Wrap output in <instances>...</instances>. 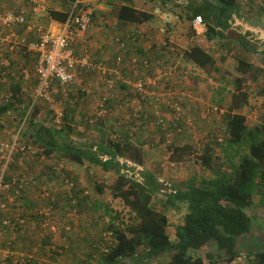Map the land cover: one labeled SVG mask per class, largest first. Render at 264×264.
<instances>
[{
    "label": "trees",
    "instance_id": "1",
    "mask_svg": "<svg viewBox=\"0 0 264 264\" xmlns=\"http://www.w3.org/2000/svg\"><path fill=\"white\" fill-rule=\"evenodd\" d=\"M154 1H158V5L162 8H170L175 11L180 18L184 16L191 21L195 16H201L206 25L205 35L210 40L215 39L221 43L225 39L234 40L232 34H236V32L232 30L231 24L235 17H240L239 0H201L195 4L196 1L191 0L186 4L174 2L171 5H166V0ZM122 2L123 4L116 11L118 22L140 24L153 18L152 14L136 9L131 0H122ZM180 9L182 14L178 12ZM50 15L62 22L68 17V12L51 11ZM153 29L156 30L157 28L154 27ZM192 31L194 32L193 29ZM243 36L244 34L240 32L238 36L234 37L239 39V42L243 43L248 51L255 52L252 45L242 40L245 39ZM145 53L149 56H157L156 45L153 43ZM261 54L259 61L262 69H264V50H261ZM185 59L200 68H205L209 63H213L212 57L198 45H191L188 48L183 60ZM219 60L225 69V74L233 79L232 83L236 90L229 110L222 114L228 133L225 143L219 146V151L223 156L222 162L217 167L212 166L214 167V175L209 178L202 177L199 180L192 178L179 185L171 184L172 189L168 188L166 182H159L151 171L140 172L142 179L138 180L134 173L130 174L131 170L135 172V166L127 167L125 161H118V157L125 158L139 167L144 163L141 146L130 140L124 131L116 132V141L107 138L105 145H103L104 139L100 143L95 142L93 146H96V149L92 150L69 145L65 141L58 142L55 134L61 133L63 126L54 130L51 126L40 122L35 117L39 106H36L27 117L22 129H20L19 138L24 141L29 140L35 149L41 150L38 156L59 151L60 156L73 162L82 164L87 160L89 164L99 166L106 172H112L113 176H110L113 182V197L120 198L124 205L134 212L133 218L138 220L136 224L132 222L119 224L114 221V216L108 225H103L101 221L103 217L100 221L90 220L89 224L92 227L98 228V225L102 223L101 232H112L114 240L109 246L108 252L102 254L98 249L104 238L101 234L99 243L95 245L98 251L92 255V262L90 261L91 258H88L87 263L82 264H121L123 261L127 264H151L150 259L167 253L171 254L168 264H228L240 255V241L249 237L252 238L253 220L254 218L257 221L260 219L254 212L255 207L253 208L255 195L258 194L259 201L264 205V124L251 126L250 120L238 110L248 103L249 95L247 85L244 84V77L253 69V64L244 57L228 52L221 54ZM4 68L1 70L4 71ZM12 92L14 94L13 99L24 102L20 100L22 96H16L17 93L21 92L19 89ZM12 104L13 101L5 103L2 108L3 111L13 108ZM67 114V112L64 113V120L67 118ZM217 115L222 116L218 113ZM177 123L178 126L184 127L183 122ZM207 139L210 140V143L205 142L199 154L203 166L209 168L211 161L214 160L213 156L216 154L212 145L219 142L216 137L210 134L205 138V141ZM203 142L204 140L201 143ZM176 151L177 148L174 149L173 153ZM104 155H108L109 158L103 159ZM17 160L18 154H15L14 161L8 166L9 173L20 170ZM37 161L38 158H35L27 162L28 168L22 170V174L26 176L36 174L38 170L34 166H36ZM1 162L0 156V165ZM125 168L129 172H124ZM49 170L51 172L46 173L48 175H37L39 180L38 188L35 191L45 187L43 181L50 176H56L59 182L63 179H69L74 184L70 192L78 202L73 191V187L78 185L77 181L69 177L66 170L63 173L61 169L62 176L53 168H49ZM96 187L99 192L102 191L100 186ZM167 188L168 192L165 190ZM29 192L32 191L27 189L22 191L21 202L22 204L24 202V205L30 204L27 201ZM61 193L64 194L66 204L71 211L73 207L68 203L70 199L66 186ZM157 193H160L162 199L159 202L161 204L159 211L155 209L154 204H151L152 198H155ZM59 196L60 194L57 193L50 202L40 199V203L44 205L51 203L53 208H56ZM49 199H51L50 196ZM81 203L78 202L75 208L79 209ZM94 205L99 207L97 204ZM21 208L23 209V207ZM171 210L183 213L182 223L175 227L174 239H171L167 232L169 226L167 212ZM63 215L65 214L63 213ZM33 218H37L39 226L42 217L34 216ZM60 218L65 219L66 223L68 222L67 217ZM69 219L67 224L71 226V218ZM260 224L257 223L259 226L254 228L262 227ZM66 227L64 225L61 228L64 234L59 232L60 241L69 229ZM97 240L98 238H96V242ZM49 241L50 239L47 242ZM50 243L57 247L53 251L49 250L50 253L63 249L62 244L53 241L52 238ZM93 243L95 244V242ZM251 243L247 245L253 248L255 245L253 240ZM245 252H248L247 257L250 264H264V248L258 250H251L250 248L249 251L246 250Z\"/></svg>",
    "mask_w": 264,
    "mask_h": 264
},
{
    "label": "rangeland",
    "instance_id": "2",
    "mask_svg": "<svg viewBox=\"0 0 264 264\" xmlns=\"http://www.w3.org/2000/svg\"><path fill=\"white\" fill-rule=\"evenodd\" d=\"M24 1L25 0H0V13L5 10H16L25 4ZM138 1L146 4L147 8H151L154 5L153 3L158 4V1L154 0ZM187 1L191 2V0ZM261 1L264 8V0ZM248 2L249 0H247V2L245 0H239V8H243L240 14L241 18L236 17L237 19H235L231 24V27L233 28L231 29L236 32V34H232L235 37L238 36L240 32L242 33V31L245 32L243 33L244 36L248 37L250 35V33L248 32V29L250 27H248V25L252 23H256L257 27H260L264 31V9L261 5H259V3L254 4L253 0V2L251 3L253 6L250 8V10H248V7H250L249 5H247ZM119 3H122V0L92 1V6L95 8V10L93 11L92 15L90 32L98 34V37H103L104 32L101 31V27L103 26V28H105L106 25L109 26L107 27V37L109 38V41L106 46V50L110 51L111 53H117L120 51L119 46L115 41L116 36H123L126 35V33L132 34L133 32L137 31V33L140 35V37H138L141 39H139L141 41L140 44L142 45V40H144L146 35V33H142L140 29L130 28L129 24H123L117 21L116 9L118 8ZM98 5H101L102 7H104V9H99V11L96 7ZM178 12L180 14L181 9L178 10ZM245 14H247V16ZM254 14H258V16L254 17ZM180 19L181 20L179 22H176L169 28V34L171 35L170 38L172 39V41H176L175 44L178 46V48L183 50V58H185V52L187 48H189L191 45H199L213 59V63H209V65L205 68H200L190 61H186V59L182 61L183 65L187 67L191 72V82L186 88L191 86L189 90L192 91V96L190 97V100H187V103L184 105V111L186 114H189L193 117V126L190 127L184 125V127H182V130L179 132H174L173 129H169L171 134L169 137H164L163 135H161L160 129L154 126L142 128L141 125L138 127V129H136V131H138V135L133 132V136H142L140 132L141 130L150 133L152 140L147 144L148 149L150 148L147 155L148 165L150 166L153 174L155 176L157 175L158 178L159 176L165 175L164 179H161L160 182H166V185L170 189H172V186H170L171 184L179 185L182 184V182H187L192 178H197V180L202 177L209 178L210 176L214 175V167H217L218 164L222 162L223 156L219 151V146L223 145L228 138V133L225 128V121L223 115L219 116L212 112L207 113L206 106H218L224 110V113H226L229 110L234 95L236 94L235 87L232 83L233 79L225 74V69L222 66L221 61L219 60L221 54H223L224 52H228L236 56L245 58L246 54H249L250 52L243 46V43L239 42L240 40L236 39L234 36H232L234 40L230 41L229 39H225L222 43L218 42L215 39L210 40L206 37L205 32L204 34L196 35L195 32H193L191 29L190 20H187L186 17L183 16ZM22 31L23 30L21 28L18 29V32ZM256 32L258 31L256 29H253L251 33L252 35L248 37V40H254V38L256 37V35L254 34ZM242 40L246 41L247 39L245 38ZM256 42L257 44L261 43L260 45L264 47V38H262L260 41L255 40V43ZM246 43L248 42L246 41ZM86 48L89 52L92 53V56L95 59L96 56L100 57L99 54L101 53V51L99 48H97L96 51L88 42L86 43ZM140 50L141 51L139 52L141 54L145 53L142 48ZM14 52L15 50L9 51V47H3L1 50L2 56H0V60L4 59L8 63L10 62V64H7L6 61L2 64L0 63V68L5 67L4 70L6 71V74L3 75L1 73L3 70L0 69V141L7 142H9L15 136V129L20 124L21 119L25 121L27 118L24 117L23 113L19 111V108L15 106V104H17L18 102H22L17 101L16 99L12 100L13 108L3 111L2 108L5 103L1 101L2 96L7 92L15 91V89L20 90L24 86V89L22 90L23 95L20 100L28 101L31 97L34 85L36 83V74L33 70L32 61H30V58L25 59L24 56L27 55H25L26 53L21 52V50H18V52L23 57H16L17 53L14 54ZM251 53L254 55L253 67L256 65L259 71H256V75L248 74L246 76L244 84L247 85V91L249 95L248 103L244 105L243 108L239 109L238 112L244 114L250 120L252 124L251 126H253L256 124H264V69H262L260 64L261 62L259 61L261 52H259V54H254L253 52ZM18 58L19 62H15L16 60H18ZM22 59L24 62H22ZM24 69L27 70V73L29 72V76L26 79L23 78ZM194 82H196V86L193 85ZM122 85L126 86L124 90L127 92V98H130L132 96L130 87H128L126 84ZM121 86H118L117 88L119 89L117 90H120ZM96 87H98L101 92L108 93L105 90L104 83L99 76H97L93 72H83L77 75V80L70 86V94L68 97H63L62 95H60V93L56 95L59 104L61 103V106L65 108L64 113H68L67 118L60 126V128H62L63 126V130L60 131L61 133L55 134V138L58 142L61 143L65 141V143L69 145H74L76 147H86L95 150L96 146H93L95 142L100 143L101 141L105 140L106 143L107 138L109 139V137L112 136V133H114V130L116 129L113 128L115 127L114 125L113 127H110L108 125L109 121H107L110 117H113V115H110L112 111L108 113L107 110L105 115L94 121L93 124L88 123V118L92 116L96 108L99 107V103L101 100V95H99L100 98L96 96V99L91 96V94L93 93L92 91L96 90ZM83 88L89 89V94H86L85 92L83 93ZM116 92L117 91L115 89L114 91H111L110 94L114 97V94ZM87 99L90 100L89 103L93 102V111H91L90 114L88 112L75 117L76 113H78V108L83 107V110H86L85 101H87ZM118 105L124 106L125 104L118 103ZM37 106H39V108L37 110L38 112H36L35 114V117L40 122L51 126L54 130L60 129L56 127V124L54 123L52 111L48 108L49 106L45 104H39ZM198 106H202V109L199 113V110L196 109V107ZM105 109L107 108L105 107ZM117 109L120 110L119 107ZM113 112L116 113L115 111ZM164 112L165 113H163L162 116L164 120L168 122L172 117V114L168 110H164ZM25 113L29 114V111L26 110ZM118 118L122 117L118 115ZM127 126L128 125L126 124V128ZM121 130L123 129L120 127L118 131ZM101 131H104V135H102L103 138H101L100 136ZM209 134L213 135L217 139L220 137L221 140H218L219 143H215L214 145H212L216 154L213 156L214 160H212L210 163L211 167L208 168L207 166L206 168L202 164L199 152H201V149L205 145V142L207 143L210 141L209 139L205 141V138H207ZM203 140L204 142L201 143ZM26 142H29L30 144L29 140H26ZM175 148H177V151L173 153ZM35 150L38 161L34 168H37L38 171L36 172V174L38 176L48 175L49 172H51L49 168H61L63 170V173L66 170L68 172V176L76 180L78 183L73 191L76 194V198L82 200V204L79 209L75 210V212H73V210L65 211L64 209H62V205H64L65 203L63 204L62 202H59V207L57 206L56 208H54L55 217L60 218L62 217V213L65 214V212H67L66 215H70L69 218H74L75 220H77V224L75 223V228L66 224V226H69V229L66 231L64 237L60 241V244H62L61 246L64 250H68L70 247H74L72 246V244H74V241L72 239V232H76L80 228L81 225L78 223V221L79 219H83V215H85V218H88V221H100L101 217H103V220H101L103 225H108L109 222H111V218L114 216V221L119 224L126 222H132L136 224L138 222V220H135V218H133L134 212L131 211L127 206H125L120 198L113 197V182L111 180V176H113L112 172H106L99 166L89 164L87 160H85V162L82 164L73 162L65 157L60 156L59 151H55L54 153L48 155L42 154L41 156H38V153L39 151L41 153V150ZM121 159L122 158L119 157V160ZM22 167L27 169L28 166L26 164V166L22 165ZM143 171H145V169L141 167L140 169H135V172L133 170H131L130 172L131 174L134 173V176L138 177L139 180H141L142 177L140 172ZM45 180L43 181L44 186L46 187V189L51 190V193L54 197H56V194L59 193L60 196L58 198H64V194L61 192L65 190V179L59 182L56 176H50L49 178H45ZM96 186H100L102 188V191L99 192ZM168 188L165 189L167 192ZM32 192L34 194H37V191L35 190H32ZM159 194L157 193L156 197H153L151 201V204H154L156 207L155 209L158 211L161 208V204H159V202H161L162 200ZM27 201H29L30 204L32 203L30 199H27ZM30 204L24 205L23 202V210H29L36 206V203H32L33 205ZM94 204L99 205V207H95ZM254 207V212H256V215L260 217V219H258L257 221V219L254 218L253 220L252 238L240 241V257H243L241 254L247 250V246L249 245V243H251V240H255L254 246L256 249L264 248V205H262L259 201L258 194L254 197L253 208ZM64 208L67 209V206H65ZM167 213L171 214L172 210L168 211ZM182 219L183 213L180 214V217H171L169 219V229L172 230L173 227H176V225L180 224L182 222ZM256 222L259 224L261 223L262 227L260 226L261 228H254L255 226H259ZM102 223L98 225V228L92 227L91 225L88 226L90 229L89 231H87V238L90 241L94 240L93 242H96L95 238H98L96 244H98L101 239L99 237L102 234ZM30 226L32 227L33 231H36V227L34 225L30 224ZM20 229L21 228H18L15 231L20 234ZM254 231H257V233H255ZM59 232L60 234L63 233L62 230ZM60 234L58 233L57 235ZM10 236L11 235L9 231L6 235L7 238H4L3 241H9ZM25 240L26 239L23 240L24 243ZM18 241L20 242L22 241V239ZM16 243H18L17 240ZM20 246H18L17 249L21 250ZM242 260H244V258ZM237 261L239 264H241V259H237ZM122 263L127 264V262L125 261L121 262V264Z\"/></svg>",
    "mask_w": 264,
    "mask_h": 264
},
{
    "label": "built area",
    "instance_id": "3",
    "mask_svg": "<svg viewBox=\"0 0 264 264\" xmlns=\"http://www.w3.org/2000/svg\"><path fill=\"white\" fill-rule=\"evenodd\" d=\"M186 2L188 1L180 0V3L186 4ZM45 3L46 0H27L26 5L16 10H5L0 13V56H2L3 47H9V50L16 47L26 53L25 55L32 54L31 61L36 74V83L30 99L15 104L24 117L27 118L37 105L45 104L52 111L56 127L60 128L64 121V108L61 103L59 104L56 95L60 93L63 97H68L70 86L77 80V75L83 72H93L101 78L108 93L104 92L101 96L99 107L90 116L91 118H88L89 124H93L105 115L107 111L105 106L109 98L113 97L110 94L111 91L115 89L119 91L117 87L126 84L130 87L132 98L124 100L127 109L122 114V121L128 125L127 129L131 135L141 125L154 126L160 129L166 137L171 135L170 126H173L174 132L182 130L177 122L193 126V117L184 111V105L192 96V91L189 90L191 86L186 88L191 82V72L183 65V50L179 49L169 37V28L180 21L178 13L160 6L152 9L151 14L159 24L153 33L157 56H148L146 53L139 52V48L146 52L153 43L141 45L138 37L129 39L127 36H116L115 41L120 51L113 56L111 65L105 59H95L86 48V43L90 38L89 31L93 13V8L87 0L72 2L68 17L60 22V29L57 33L49 32L33 21L35 15L45 12ZM190 25L196 35L204 34L206 31V25L199 15L190 21ZM19 28H24L21 33L18 32ZM1 73L5 75L6 71ZM23 73V78L26 79L29 72L27 73L24 69ZM23 89L24 86L20 89L21 92L16 94L17 97L23 95ZM82 92L89 94V89L83 88ZM13 97L14 94L10 91L3 94L1 101L8 103L13 100ZM26 110L29 114L25 113ZM164 110L172 114L167 123L161 121ZM206 111L220 115L224 113L222 108L212 105H207ZM24 122L21 119L15 136L9 142L0 141L2 158L0 165V264H10V261L12 264H17V262L18 264H29L34 258L33 253H18L12 240L3 241L7 238L9 231L23 228L28 218L42 217L39 225V235L42 239H46L48 235H57L66 225L64 219L55 217L51 203L46 205L40 203V199L49 202L53 200V194L46 187L37 191V206L29 210L21 208L22 191L37 189L39 180L37 174L27 176L22 174V170H25L22 165L26 166L27 162L37 158L35 147L19 138ZM218 140L221 138L219 137ZM15 154H18L20 170L9 173L8 166L14 161ZM108 158V155L103 157V159ZM117 159L120 162L125 161L127 167L135 166L136 170L141 168L126 159L119 160V157ZM54 169L62 176L61 168ZM124 172L129 171L126 168ZM64 183L68 186L67 188L65 185L69 192L68 203L75 212L78 202L70 192L74 184L69 179H65ZM10 211L13 213L12 217L5 215ZM102 236L104 238L99 249L100 253L106 254L114 239L110 231L103 232ZM46 247L48 251L57 249L50 242Z\"/></svg>",
    "mask_w": 264,
    "mask_h": 264
},
{
    "label": "crops",
    "instance_id": "4",
    "mask_svg": "<svg viewBox=\"0 0 264 264\" xmlns=\"http://www.w3.org/2000/svg\"><path fill=\"white\" fill-rule=\"evenodd\" d=\"M26 1L27 0L24 1L25 5H26ZM87 1L92 6V1L93 0H87ZM195 1L196 2H194V3H197V2H199L201 0H195ZM245 1L247 2V0H245ZM72 2H73L72 0H46V3H45L46 10H45V12H42L39 15H35L33 17L34 23H36L37 25L42 26L43 28H45L49 32L57 33L59 31V29H60L59 25H60L61 21L54 19L50 15V12L51 11L69 12L70 9H71ZM131 2L133 3V5L135 6L136 9L141 10V11H145V12H147L149 14H151L152 9L155 6H159L157 3H153L154 5L151 8H147L146 4H143V2H140L138 0H131ZM166 2H167L166 5L167 4H170V5L174 4V2L180 4V0H173V1L172 0H166ZM252 2H253V0H249L247 5H249L250 7H248V10H250ZM258 3L263 8V4H262L261 0H258V1L254 0V4H258ZM121 4H123V2L119 3L118 5L120 6ZM96 7L98 8V10L99 9H104V7H102L101 5H98ZM92 8H93V11H94L95 8L93 6H92ZM117 9H116V11H117ZM242 9L243 8H241V10ZM92 15H93V13H92ZM245 15L247 16V14H245ZM257 16H258V14H254V17H257ZM235 19H237V18L235 17ZM248 20H249V18H248ZM123 24H126V23H123ZM129 25H130V28L140 29V31L142 33H146L145 38H144L145 41L142 40L144 45H148L149 43H153L154 42V40H153V35L154 34L153 33L156 30H154L153 28L154 27L155 28L158 27V21H157V19L155 17L151 18L150 21H145V22L140 23V24H129ZM107 27H109V26L106 25L105 28H103V26L101 27V31L104 32L103 37H98V34L91 33L89 31L90 38L88 40V43H90L91 47L93 49H95L96 51H97V48L100 49V51H101V53L99 54L100 57L96 56V58L105 59V60H107L106 61L107 63L112 65V60L114 58L113 56L115 55V53H111L110 51L106 50V46H107L108 41H109V38L107 37V34H108ZM248 27H250L248 29V32L250 33V35H252L251 33H252L253 29H256L258 31V32H256L254 34V35H256V37L252 41L248 40V37L250 35L248 37H245V36H243V37L247 39L246 40L248 42L247 44H250V45H252L254 47L255 52H253V53L259 54V52H261V50H263L264 47H262L260 45L261 43L260 44H257V42L255 43V40L260 41L262 38H264V31L260 27H257L256 23H252V24L248 25ZM21 29H24V28H21ZM243 33H245V32L242 31V34ZM137 34L138 33L136 31V32H133L132 34H127L126 33V35H123V36H127V38L129 37V39L130 38L136 39L138 36L140 37V35L139 34L137 35ZM33 37L36 38L35 35H33ZM140 40H139V42H141ZM175 42L176 41L174 40V43ZM199 47H201V46H199ZM139 49H141V48H139ZM12 50H15L14 54L17 53L16 57H20L21 56L20 53L18 52V50H19L18 48L15 47ZM12 50H9V51H12ZM145 50H147V49H145ZM250 53H251V51L249 52V54H246L245 59L253 64L254 63V55L252 53L251 54ZM261 55L262 54L260 53V58H261ZM21 57H23V56H21ZM24 58L25 59H29L30 58V61H31L32 54L24 56ZM12 62H14V61H12ZM15 62H19V58ZM22 62H24L23 59H22ZM0 63L2 64L3 61L0 60ZM7 64H10V62L9 63L7 62ZM253 69L248 74H255L256 75V71L257 70L259 71V69L257 68L256 65L253 67ZM198 76H199V73H198ZM246 76L244 78H246ZM196 81H197V77H196ZM195 84H196V82L193 83V85H195ZM125 87H126L125 85H122L121 86V90L117 91L114 94V97H110L108 102H107V104H106V106H105L107 108V110H108V113H110L112 111V113L110 115H113L112 118L110 117L107 120V121H109L108 125L110 127H113V125L116 127V128L113 127L116 130H114V133H112V136L109 137V138L111 140H113V141H116L117 140L116 132H119L118 130L121 127L123 129L121 131L126 132L128 134V136H129L130 140H132L133 142H135L136 144H139V146H141V148L143 150V156H144V163H143V165L141 167L144 168L145 171H151L152 172L150 166L148 165V160H147V155L149 153L148 151L150 149V148L148 149V145L147 144L152 140V137H151L150 133H148L147 131H144V130L142 131L141 129L145 128L144 126H142V128L140 129L141 130L140 132H141L142 136H137L138 135L137 134L138 131H135L134 133H136L137 135L133 136V134L131 135L129 133V130L126 128V124H125L124 121H122V118H118V115H120L122 117L123 116L122 115L123 112L125 111V109H127V108H125L126 107L125 105L124 106L123 105H118V103L123 104L124 100L127 98V96H126L127 92L124 90ZM95 89L96 90H93L92 91L93 93L91 94V96L94 97V99H96V96L99 97V95H101V96L103 95V92H101L98 89V87H96ZM116 96H117V98H116ZM123 98H125V99H123ZM130 98H132V96ZM85 102H86L85 103L86 104L85 105L86 110L84 111L83 107L78 108L77 109L78 113H76L75 117H78L79 115H83V113H88L89 112V114H90V112L93 111L92 110L94 108V107H92L93 106V104H92L93 102L89 103L90 102L89 99H87V101H85ZM118 107L120 108V110L117 109ZM89 109H91V110H89ZM196 109L199 110L198 111V113H199L201 111V109H202V106H198V107H196ZM113 111H115L116 113H114ZM195 112H196V110H195ZM161 121H162V123H167L164 120V118H162ZM146 128H148V127H146ZM169 129H173V126H170ZM103 132L104 131H101V133H100L101 138H103L102 137V135H104ZM161 135L166 137L165 134L162 131H161ZM103 145H105V142L103 143ZM71 163H73V162H71ZM164 176H159V178H158V176L156 175V177L159 180V182H160L161 179H164ZM28 198L32 201V203H36L37 202V194H34L33 192H29L28 193ZM59 202H62L63 204L65 203L64 205H62V209H64L65 211L66 210L69 211V207L66 204L67 202H66V200L64 198H61V199L58 198V207L60 206ZM78 202L81 203L82 200L78 199ZM81 204H80V206H81ZM65 206H67V209L64 208ZM66 213L67 212H65V215H63V213H62V217H64V216L67 217V220L69 222L70 221V219H69L70 215L66 216ZM180 214L181 213L172 210L171 214L167 213L168 220L171 217H180ZM5 215H7L9 217H12L13 213L11 211H10V213L6 212ZM84 216L85 215H83V219L82 220L79 219V221H78V223L81 225L80 228L78 229V231L72 232V239L74 241V244H72V246H74V247H70L68 250L61 249V250H58V251H55V252H51V253L48 252L46 246L51 241V238L53 239V241L59 243L61 235H52V236L50 235L48 237V239L40 238L39 226H38L37 218L33 219V216L28 218V220L26 222V225L24 226L25 228L23 227V228L20 229V232H21L20 234H18L15 230L14 231H10V235L11 236L9 237V239H11L14 242V244L16 245V251L18 253H25V254L26 253H33L34 260L31 259L29 264H82L84 262L87 263V259L88 258H91L90 261L92 262V260H93L92 259V255L96 254L98 249L96 250V247H95V245H97L96 242L94 244V243H92L94 240L90 241L87 238V236H88L87 231H89V229H90L88 227L90 225L89 224L90 220L88 221V218H85ZM182 221H183V219H182ZM75 223L77 224V220L72 218L71 219V226L73 228H75V226H76ZM30 224H32V225H34L36 227V231L32 230V227L30 226ZM28 225H29V227H28ZM67 227L69 228V226H67ZM169 228H170V220H169V226L167 227V232H168L170 238L174 239V237H175V235H174L175 234V227H173L172 230H170ZM6 233H7V231H6ZM69 237H70V234H69ZM21 239H22V241L19 242L18 240H21ZM24 239H26L25 243L23 242ZM49 239H50V241L47 242ZM16 240H17L18 243H16ZM70 240H71V238H70ZM253 242L255 243V240H253ZM23 244H24V248H23ZM18 246H20L21 250L17 249ZM249 247L250 246H247V251H249L250 248H251V250H258V249L255 248V246L253 248L252 247L249 248ZM247 253L244 251V253L241 254L243 257H240V255H239L235 260H233L232 262H230L228 264H239L237 259H239V260L241 259V261H240L241 264H250V260H248ZM170 257H171V254L167 253L166 255H162V256H159V257H156V258H152V259H150L151 260V264H168L170 262ZM243 258H244V260H242ZM9 263L12 264L11 261ZM17 264H18V262H17Z\"/></svg>",
    "mask_w": 264,
    "mask_h": 264
}]
</instances>
